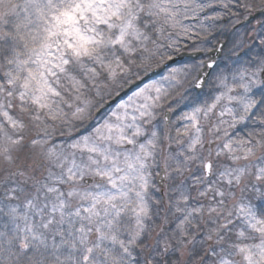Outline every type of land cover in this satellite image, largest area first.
<instances>
[{"label": "snow or ice", "instance_id": "snow-or-ice-1", "mask_svg": "<svg viewBox=\"0 0 264 264\" xmlns=\"http://www.w3.org/2000/svg\"><path fill=\"white\" fill-rule=\"evenodd\" d=\"M0 264H264V0H0Z\"/></svg>", "mask_w": 264, "mask_h": 264}]
</instances>
